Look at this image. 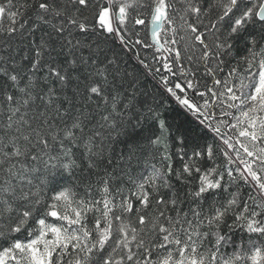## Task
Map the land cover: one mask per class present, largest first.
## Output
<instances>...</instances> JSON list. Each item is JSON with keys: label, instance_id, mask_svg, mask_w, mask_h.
<instances>
[{"label": "snow or ice", "instance_id": "1", "mask_svg": "<svg viewBox=\"0 0 264 264\" xmlns=\"http://www.w3.org/2000/svg\"><path fill=\"white\" fill-rule=\"evenodd\" d=\"M0 264H264V0H0Z\"/></svg>", "mask_w": 264, "mask_h": 264}, {"label": "trees", "instance_id": "2", "mask_svg": "<svg viewBox=\"0 0 264 264\" xmlns=\"http://www.w3.org/2000/svg\"><path fill=\"white\" fill-rule=\"evenodd\" d=\"M172 115H175V113H172Z\"/></svg>", "mask_w": 264, "mask_h": 264}]
</instances>
